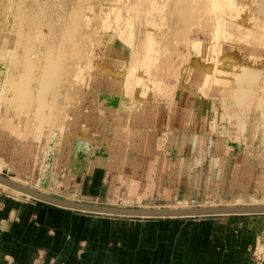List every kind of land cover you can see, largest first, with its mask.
I'll return each instance as SVG.
<instances>
[{
    "label": "rangeland",
    "instance_id": "obj_1",
    "mask_svg": "<svg viewBox=\"0 0 264 264\" xmlns=\"http://www.w3.org/2000/svg\"><path fill=\"white\" fill-rule=\"evenodd\" d=\"M108 74L125 79L129 96L181 85L222 102L221 134L234 145L232 158L224 155L242 168L232 173L240 185L223 187L224 200L178 208L264 204V0H0V174L49 195L103 204L83 197V185L57 183L51 157L73 144L69 111ZM4 199L41 202L0 184ZM222 217L264 229V214Z\"/></svg>",
    "mask_w": 264,
    "mask_h": 264
},
{
    "label": "crops",
    "instance_id": "obj_2",
    "mask_svg": "<svg viewBox=\"0 0 264 264\" xmlns=\"http://www.w3.org/2000/svg\"><path fill=\"white\" fill-rule=\"evenodd\" d=\"M108 75L69 111L73 144L51 157L57 183L62 177L69 187L85 186L83 197L103 204L160 208L224 200L223 187L240 185L232 174L242 169L231 159L234 145L221 134L220 99L181 85L162 95L129 96L125 79ZM226 145L229 151L220 149ZM217 154L226 158L218 167ZM232 220L107 219L4 199L0 264H264V229Z\"/></svg>",
    "mask_w": 264,
    "mask_h": 264
},
{
    "label": "water",
    "instance_id": "obj_3",
    "mask_svg": "<svg viewBox=\"0 0 264 264\" xmlns=\"http://www.w3.org/2000/svg\"><path fill=\"white\" fill-rule=\"evenodd\" d=\"M0 183L47 204L78 212L128 218H205L264 214V204L222 205L187 208H133L80 202L49 195L0 174Z\"/></svg>",
    "mask_w": 264,
    "mask_h": 264
},
{
    "label": "bare ground",
    "instance_id": "obj_4",
    "mask_svg": "<svg viewBox=\"0 0 264 264\" xmlns=\"http://www.w3.org/2000/svg\"><path fill=\"white\" fill-rule=\"evenodd\" d=\"M1 184V183H0ZM2 185V184H1ZM5 186V185H4ZM5 187H7V186H5ZM19 192V191H18Z\"/></svg>",
    "mask_w": 264,
    "mask_h": 264
}]
</instances>
